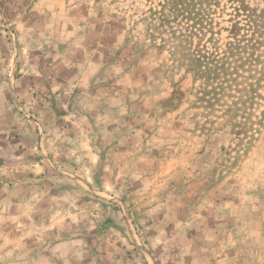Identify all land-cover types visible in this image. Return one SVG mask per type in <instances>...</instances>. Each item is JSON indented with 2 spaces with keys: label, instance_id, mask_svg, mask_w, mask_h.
<instances>
[{
  "label": "rangeland",
  "instance_id": "rangeland-1",
  "mask_svg": "<svg viewBox=\"0 0 264 264\" xmlns=\"http://www.w3.org/2000/svg\"><path fill=\"white\" fill-rule=\"evenodd\" d=\"M163 5L0 0V264H264V0Z\"/></svg>",
  "mask_w": 264,
  "mask_h": 264
},
{
  "label": "trees",
  "instance_id": "trees-1",
  "mask_svg": "<svg viewBox=\"0 0 264 264\" xmlns=\"http://www.w3.org/2000/svg\"><path fill=\"white\" fill-rule=\"evenodd\" d=\"M210 1L211 0H164V5L162 8L170 13L181 16V18H183L185 21H188L184 34L185 38L187 39L195 36V34H201L202 31L205 30L209 25L208 21L210 19L208 16L210 14ZM237 1L240 3V0ZM236 11H238V13L241 12L240 7L237 8ZM254 23L256 24L258 21L255 19ZM255 26H257V24L252 25V30H254L253 28ZM254 33L255 31H252V36H254ZM247 41L250 42L251 49L254 48V39L253 42L249 41V38ZM242 42L243 40H240L239 37L227 42L224 44L222 51L219 52V56L216 54V50H214L212 53H209L206 48L202 49L200 51L201 53H195L196 56H194V61L196 64L194 65V71L196 73L205 75V80H209L212 76H214L213 79H219L220 81L218 82H220V84L232 82V80L229 79V75L231 73L226 72L227 66L225 65H228L227 60H229V62L232 60V63L235 64V67L232 68H236V70L239 71L240 69L238 68L241 67L242 60L244 58L246 60L248 59V56H250V52L243 56L245 53V47L243 44H241Z\"/></svg>",
  "mask_w": 264,
  "mask_h": 264
}]
</instances>
